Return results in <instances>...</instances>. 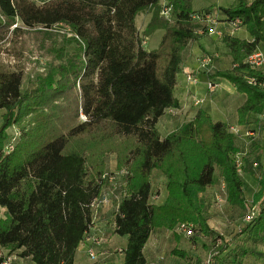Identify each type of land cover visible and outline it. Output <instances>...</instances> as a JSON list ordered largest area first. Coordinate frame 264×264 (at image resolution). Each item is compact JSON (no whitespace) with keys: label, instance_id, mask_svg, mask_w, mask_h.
<instances>
[{"label":"trees","instance_id":"1","mask_svg":"<svg viewBox=\"0 0 264 264\" xmlns=\"http://www.w3.org/2000/svg\"><path fill=\"white\" fill-rule=\"evenodd\" d=\"M168 1L170 18L161 15L162 0H0V41L15 25L7 40L18 59L31 40L57 26L68 27L74 48L66 62H51L32 82L25 81L24 64L11 68L0 61V205L7 209L0 244L10 252L35 264H74L93 220L92 203L102 194L109 152L117 154L118 168L127 169L126 194L115 214V232L127 237L124 264H147L144 246L156 228L187 222L204 235L215 233L199 193L214 183L217 167L228 202L245 204L229 123L199 109L165 137L157 127L167 109L179 107L175 89L184 50L204 27L192 14L212 10L195 11L192 0ZM217 9L227 20L239 18L252 37L224 33L233 66L213 73L246 95L237 112L238 123L247 124L251 113L264 114V71L246 61L264 43V0H234ZM143 12L152 16L141 33ZM159 29L158 47L150 50L144 37ZM52 51V60L63 56ZM12 125L20 135L8 151ZM154 170L166 177L162 204L151 202ZM259 200L264 172L253 199ZM245 232L263 238V205Z\"/></svg>","mask_w":264,"mask_h":264},{"label":"crops","instance_id":"2","mask_svg":"<svg viewBox=\"0 0 264 264\" xmlns=\"http://www.w3.org/2000/svg\"><path fill=\"white\" fill-rule=\"evenodd\" d=\"M232 1H230V3H232ZM211 15L216 20V24L214 26L216 29H220L224 33L238 36L240 38H246L249 40L252 39L245 26H240L239 29H234L231 21L227 20L224 14L217 13L216 16L215 12L211 10ZM222 36H219L217 33H200L199 39L190 44L184 50L183 70L178 75V83L175 89V96L179 101V107L167 109L160 117L157 127L161 136L165 137L167 134L175 131L184 122L192 120L199 109H204L210 113L213 119L225 121L229 123V125L234 124L240 128L238 135L235 136L237 137L236 143L239 147V152H242L240 144L245 145L247 143V138L243 135V132L248 134L251 133V135H255L257 133L258 136L260 129L259 124L261 123V119L264 117V114L251 113L247 124H239L237 110L238 107L246 100V95L238 91V94L234 97H230L228 96V93L225 94L222 89H219L220 77L213 75L214 70L227 69L233 66L230 49L223 41ZM259 49L261 51L264 50V43H260ZM207 54L212 56L213 62L211 66L204 67L202 66L201 60L202 57ZM189 73H193L196 76V82H190L188 80ZM210 82L216 84L214 92H211L208 89ZM251 135L250 137H252ZM257 142L258 149H260V154L263 157V159L261 158L262 160H259V163L263 166L264 134L261 136L259 135ZM153 174L157 178L156 186L162 185L164 175L159 170H154ZM246 174L248 176L247 179L245 178L244 188L248 187L250 191L253 189L254 196V194L258 191L257 186L260 178L257 177L255 169L247 171ZM255 181L257 186H255ZM215 182L216 181L214 180V183L208 187H214L216 184ZM224 188H226L225 182ZM167 195L168 191L166 185L165 188L160 190L158 193L157 189L153 187L151 202L162 204L166 200ZM120 200L121 199L116 196L115 198L113 197L111 202L100 206L98 212L99 217L97 219L94 218L96 209H93V220L89 228V233L104 234L108 238V240H105L103 244L96 246L100 264H124V248L127 244V237L121 236L115 232V214ZM6 216L7 209L0 205V220ZM107 221L110 223L109 226L107 225ZM208 224L211 229L215 231V233L214 235H205L207 238L212 235L216 236L218 234V230L220 229H225L228 232L227 235H230V231L233 228L231 227L230 229L231 225H222L219 221H215L214 219L208 220ZM173 231L174 229L168 228H156L152 231L146 245L144 246V254L147 259V264H156L157 262H162L163 264H196L192 260L194 254L192 253L193 250L190 249V240L177 233L171 234ZM172 238L174 240H172ZM233 241L234 240L226 239V242H229V247L220 254L219 264H250V262L253 261L258 262V264H260L259 262L264 264V235L262 239H258V241L254 242V249L249 251H247L248 249H245L246 246L241 247L240 245L235 244V242L239 243L238 240L235 242ZM119 243L123 244L122 252H116L115 248ZM89 247L90 244L87 242H82L79 245L76 251L74 264H95V260L89 256ZM19 252L20 251L16 252L11 264H35L30 257H23L19 254ZM256 252L257 256L252 258L253 260H250V257L252 256L251 253Z\"/></svg>","mask_w":264,"mask_h":264},{"label":"rangeland","instance_id":"3","mask_svg":"<svg viewBox=\"0 0 264 264\" xmlns=\"http://www.w3.org/2000/svg\"><path fill=\"white\" fill-rule=\"evenodd\" d=\"M163 2L166 0H162ZM232 0H192V8L195 11L205 10V9H212V11L215 12V15L222 14L221 11L217 9L218 6H228L232 3H230ZM230 3V4H229ZM152 13L151 12H143L141 13L137 18V24L139 27V30L141 33H143L144 29L146 28L147 24L149 23L151 19ZM219 16V15H218ZM173 17V15L171 16ZM15 26V25H14ZM12 26L8 34L5 36L4 39L0 41V61H2L5 64H8L11 68L17 67V65L20 63L25 65V81L26 82H32L33 80L37 79L39 75H41L43 72H45L46 68L55 61V64H59L62 62H66L68 59V55L72 54L74 51L73 44H70L68 42V37L72 35L71 32H69L68 27H60L57 26L56 28L51 29V34L48 36H42L40 39H38L36 42H33L31 40L29 50H26L23 59H18V57L10 52V42L7 40V38L10 36L11 30L14 27ZM243 25H241L242 27ZM163 34V30L159 29L156 30L153 34L151 33L149 36L144 37V39L147 41L146 46L147 48L155 49L158 47V44L160 42L161 36ZM41 45V47H40ZM53 50H59L62 52L61 57L58 59L52 60ZM264 51V50H263ZM210 55V54H209ZM264 71V66L261 68ZM220 88L222 89L225 94L228 93V96L234 97L236 94H238V90L234 87L233 83L230 82L227 78L220 77ZM230 93V94H229ZM5 110L0 109V126L3 123V113ZM81 119H86L85 115H80ZM259 134L257 136V133L255 135H250L246 132H243V135L247 138V143L245 145L240 144L242 147V152H238L236 154V159L240 162V175L243 179V183L245 181V178L247 179V171H252V169L256 170V174L258 178H262V174L264 172V165L261 166L259 163V160H262L263 157L260 154V149H258V142L257 138L259 135L261 136L264 134V117L261 119ZM231 130L235 135H238L240 128L237 125H232ZM8 134H9V143L14 144L19 139V129L17 125H12L8 128ZM256 136V137H255ZM243 138V137H242ZM237 139V137H236ZM260 148V146H259ZM262 153V151H261ZM262 158V159H261ZM105 160V172L104 176L106 175H114L115 177L111 179H105L104 187L102 192H105V195L107 196V199L105 201H102L99 203L98 206H96V213L94 218L99 217V208L100 206L104 205L105 203L111 202L113 197L116 196L118 198H122L123 194L126 192V168H118V161H117V154L115 152H109L104 156ZM215 185L214 187H207L205 191L199 193V199L203 203L204 207V213L207 217V220H217L222 225H231L233 227L231 229L230 235H227L228 232L224 230H218V234L216 236L206 237L202 231L200 230V227L194 226L193 231L190 233H185L183 231H179L177 229V226L174 228V231L171 234L177 233L179 235H183L184 237L188 238L190 240V249H192V253L194 254L193 262L196 264H204L205 260L209 257H212L213 264H219V256L224 251L227 250L229 247V242H226V239L234 240L235 244L240 245L241 247L246 246L245 249H248L247 251L254 249V242L257 240L252 239L248 235L247 232H245L246 225L248 224V216L252 214V212H255L256 214L259 213V210L261 209V205L264 204V201L259 200L258 202H254L252 199H254L253 196V189L251 191L248 189V187L245 189V197L246 202L243 205H234L230 204L227 199V190L224 188V182L223 177L221 176V170L219 167L215 170ZM156 176L152 175V181L154 182L153 187L157 189V193L160 192V190H163L166 185V177L164 176V180L162 182V185L156 186ZM260 179L257 186V183L255 181V186H257V189L260 188ZM255 195V194H254ZM112 218V217H111ZM95 219V220H96ZM107 225L109 226L110 223L107 221ZM111 232V230H110ZM100 235L102 237V242L99 244H103L105 240H108V238L104 234H96ZM108 236V235H107ZM231 237V238H230ZM222 239V242L219 244L218 239ZM172 240H174L172 238ZM253 240V241H252ZM175 244V242H174ZM123 244L119 243L117 245L116 252H122ZM170 249V248H169ZM256 249V248H255ZM97 253V249L95 246L94 249ZM238 251V250H237ZM17 252V251H16ZM14 252V255L16 254ZM169 253V252H168ZM246 253V252H245ZM252 256L250 257V260H253L252 258H255L257 256L256 253H251ZM258 264V262L253 261L250 262V264ZM261 264V262H259Z\"/></svg>","mask_w":264,"mask_h":264},{"label":"built area","instance_id":"4","mask_svg":"<svg viewBox=\"0 0 264 264\" xmlns=\"http://www.w3.org/2000/svg\"><path fill=\"white\" fill-rule=\"evenodd\" d=\"M172 13H173V6L169 3L168 0L164 1L162 9H161V15L166 18H170L172 16ZM192 17L196 20L201 21L204 24V27H200L197 30L199 34L205 33L206 31L208 33H217L219 36H222L224 34L222 30L216 29L214 27L216 24V20L211 15V13H201V14L194 13L192 14ZM231 24L233 25L234 29H239L242 24V21L239 18H236L231 21ZM146 42L147 41L144 39L143 44L145 45ZM246 61L252 68H255V69L262 68L264 66V52L261 51L260 49H256L252 54H250L246 58ZM212 62H213V58L211 55L207 54L202 57V60H201L202 66L209 67L212 65ZM188 80L190 82H196L197 79L193 73H189ZM208 89L209 91L214 92L216 89V84L213 82H210L208 85ZM249 135H251V133H249ZM13 148H14V144H10L7 146L6 149L8 151H12ZM237 164H238V169L240 171V162L238 160H237ZM113 177L115 176L114 175H109L107 177L106 175L104 176V178L108 180ZM106 199H107V196L105 195V192H102V194L93 201L92 203L93 209L96 208V206H98L100 202L105 201ZM255 215L256 213L252 212V214L248 216V220L249 221L252 220ZM193 228H194V225L191 223H187V222H182L177 225V229L185 233H190L191 231H193ZM83 242H87L88 244H90V247L88 248L89 256L95 260L94 261L95 264H100L98 260V253L94 249H95V246L99 245L102 242V237L100 235L91 234L88 231ZM221 242H222V239L221 238L218 239V243L220 244ZM13 258H14V252H10L8 248L0 244V264H11ZM204 262H205L204 264H213V259L212 257H209ZM156 264H163V263L157 262Z\"/></svg>","mask_w":264,"mask_h":264}]
</instances>
